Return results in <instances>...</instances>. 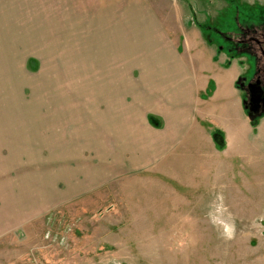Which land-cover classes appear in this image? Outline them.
<instances>
[{
  "label": "rangeland",
  "instance_id": "1",
  "mask_svg": "<svg viewBox=\"0 0 264 264\" xmlns=\"http://www.w3.org/2000/svg\"><path fill=\"white\" fill-rule=\"evenodd\" d=\"M101 1L113 3V10L105 11L109 5ZM32 2L46 7L11 10V2L3 1L0 9V173L17 171L32 180L26 185L33 200L18 192L17 198L34 212L30 232L12 234L24 241L13 251L28 246L26 264H264V139L257 134L264 118L249 119L252 135L235 146V155L225 134L213 130L223 136L219 149L213 133L220 160L234 167L226 166L228 177L178 184L168 159L149 154L138 163L137 151L120 153L121 143L97 140L90 126L92 103L102 96L137 102L143 76L153 74L143 64L160 63L159 52L156 62L148 52L138 57L146 38L139 29L144 26L146 35L152 30L148 22L140 27L135 13L126 15L135 0H75L63 9L57 0ZM145 2L159 34L148 37L144 48L152 47L150 38L163 40L201 66L202 79L211 77L204 99L217 89L215 73L232 72L243 101L237 88L242 57L229 52L220 33L252 26L249 18L264 22V0ZM16 10L22 19L12 17ZM127 136L118 139L134 141ZM98 144L114 151H100ZM115 166L124 170L113 173L110 185L102 177L90 183ZM9 240L14 236L3 242Z\"/></svg>",
  "mask_w": 264,
  "mask_h": 264
},
{
  "label": "crops",
  "instance_id": "2",
  "mask_svg": "<svg viewBox=\"0 0 264 264\" xmlns=\"http://www.w3.org/2000/svg\"><path fill=\"white\" fill-rule=\"evenodd\" d=\"M3 1L11 2V10L15 8L18 10L22 6L30 7L31 9L46 7L44 5H34L33 0H0V9ZM73 1L75 2V0ZM73 1L57 0V3L63 9L69 7L67 5H70ZM30 2L31 5L29 6ZM101 2L109 5V8H105V11L113 10V3ZM135 3L136 5L131 8L126 6V15L129 16L130 12L135 13V16L137 15L136 18L138 17L137 19L139 20L138 25L141 27L148 22L152 30L146 35L144 26L139 29L146 38L142 39L144 41L142 46L138 45V47H142L138 49V57L146 55L148 52V57L153 56L152 60L155 59L156 62L159 52L160 63L158 66L157 64H143V71L148 69L151 72L153 69V74L143 76V81L140 85L143 91L139 92L137 102L129 104V100L125 96H120L116 99L102 96L97 99L96 103H92L93 113L90 119V126L97 133V140L99 136L102 138L106 137L107 141L110 140L116 146H120L119 143H121L120 153H126L127 148L128 152L137 151L138 163L143 162L144 164L149 154L159 155L162 158V162L168 159L165 165H169V175L172 179L176 178L178 184H204L211 178L222 181L229 175L226 171V166L230 162L227 163L226 158L220 160L223 154L215 148L213 130H219L225 134L229 146L228 151L231 155H235V146L237 144L247 142V138L252 135L250 120L248 116L245 117L243 115L241 95H238L234 88L235 78L233 73H226L224 70V74H221L220 71L215 73L213 78L216 81L217 89L213 92L211 98H201V95L203 96V93L211 83L209 80L211 77L207 80L202 79L205 74H203L201 66L193 65L194 62L191 64L189 59L187 62V59H184L178 53V49L173 52V48L169 47L163 40L153 42L150 38L152 47L145 49L147 38L155 37V35L159 34L156 33L159 28L156 27L157 29H155L157 23L148 15L149 10L145 0H135ZM17 10L12 17L22 19V14ZM66 14L68 15V13ZM48 17L49 14L45 15L44 19H48ZM1 23L0 16V25ZM13 23L18 24V20L13 21ZM91 36L89 37L91 38ZM157 46H159L158 50ZM108 83L110 84L111 82L106 80V88L110 86H108ZM79 108L82 111L80 106ZM150 116L161 121V129L151 125ZM132 117L134 119H131ZM124 133L128 135L127 138H134V141L129 140L127 143L125 141L126 138H124V141L123 139H118L121 136H125ZM257 134L259 138L264 139V123L259 127ZM148 137H152L150 142L146 140ZM12 141L15 143L18 142V139L13 138ZM100 141V144L103 145V141L101 139ZM102 145H99L100 151L106 149ZM25 149L26 147L23 148L21 146V150L25 151ZM242 149L248 151L250 147L245 149L242 147ZM242 149L241 151H243ZM106 151L112 152L114 147H112V150L107 148ZM237 151H240V148ZM1 152L3 151L0 147ZM182 157L184 159H181ZM229 166L230 169L234 168L231 165ZM115 167H109L106 171H101L100 176L96 174L97 177H90V183H98V177H102L104 180L101 181H105L104 184L110 185V181L114 179L113 173L124 170L118 166ZM132 169L135 168L131 166L129 170L131 171ZM108 171L111 174H108ZM182 173L189 176L192 181L183 179V176H178ZM6 175L4 172L0 173V178L4 177L0 179V256L3 255V258L7 260V263L4 262V264H26L25 262L30 260V249L25 246L19 251H13V249H18L17 247L24 245V241L15 240L18 235L16 237L12 234L26 236L27 232H30L29 225L34 220L32 202V208L29 210L28 205L26 208L20 206L17 197L18 193H20L19 197L22 195L21 197L25 196L26 200L28 198L33 200L32 196L27 193L28 188L26 185L30 184L32 180L25 179L24 174L22 175L20 172L19 175L17 171H10L9 175ZM230 175L232 174L230 173ZM234 175H236L235 172L233 173ZM109 176H111L110 180ZM2 181L3 184H1ZM20 184L21 186H19ZM38 195L42 197L41 193ZM45 205L44 200H42L37 207L40 210ZM40 213L37 216L40 217ZM10 236H14V241L3 242Z\"/></svg>",
  "mask_w": 264,
  "mask_h": 264
},
{
  "label": "flooded vegetation",
  "instance_id": "3",
  "mask_svg": "<svg viewBox=\"0 0 264 264\" xmlns=\"http://www.w3.org/2000/svg\"><path fill=\"white\" fill-rule=\"evenodd\" d=\"M252 26H237L234 34L221 32L229 52L242 57L237 88L243 95V107L254 121L264 118V22L252 19Z\"/></svg>",
  "mask_w": 264,
  "mask_h": 264
},
{
  "label": "trees",
  "instance_id": "4",
  "mask_svg": "<svg viewBox=\"0 0 264 264\" xmlns=\"http://www.w3.org/2000/svg\"><path fill=\"white\" fill-rule=\"evenodd\" d=\"M157 119L153 116L149 117V121L151 123V125H153L155 128H160L161 125H158L155 121ZM222 135L220 132H215L214 133V140L216 141L217 147H219V149H222L224 147V142H222Z\"/></svg>",
  "mask_w": 264,
  "mask_h": 264
},
{
  "label": "water",
  "instance_id": "5",
  "mask_svg": "<svg viewBox=\"0 0 264 264\" xmlns=\"http://www.w3.org/2000/svg\"><path fill=\"white\" fill-rule=\"evenodd\" d=\"M249 119H250L251 121H254V118H253L252 115H249Z\"/></svg>",
  "mask_w": 264,
  "mask_h": 264
}]
</instances>
